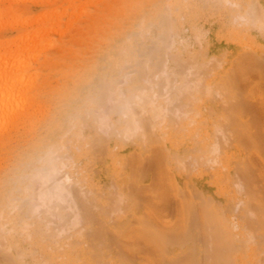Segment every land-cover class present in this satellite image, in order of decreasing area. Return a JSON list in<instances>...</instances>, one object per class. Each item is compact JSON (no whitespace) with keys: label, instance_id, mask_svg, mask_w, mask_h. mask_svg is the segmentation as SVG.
Wrapping results in <instances>:
<instances>
[{"label":"bare ground","instance_id":"obj_1","mask_svg":"<svg viewBox=\"0 0 264 264\" xmlns=\"http://www.w3.org/2000/svg\"><path fill=\"white\" fill-rule=\"evenodd\" d=\"M58 2L63 5L0 0V264H46L47 258L51 264H132L137 256L126 251L124 258L121 246L136 237L119 222L127 209L115 211L107 223L112 229L102 226L100 172L85 166L71 173L77 159L68 146L78 136L85 163H106L107 147L116 150L107 160L135 163L134 149L153 147L152 129L164 121L184 123L187 131L171 163L184 173L200 164L219 171H198L197 180L212 179L214 193L199 190L179 206L176 230L149 229L159 257L166 264L258 262L264 174L254 167L264 161L258 144H264V0H64L61 12L33 23L21 19ZM204 14L219 15L231 40L245 41L257 54L225 51L217 58L198 49ZM185 22L190 50H184ZM246 62L258 68L261 82L247 85L242 104L231 91L230 73ZM234 117L247 126V158L232 149ZM151 163H159L157 157ZM241 194L235 202L233 195ZM120 198L125 207L136 201ZM158 211L146 214L156 221ZM250 240L257 245L247 255Z\"/></svg>","mask_w":264,"mask_h":264},{"label":"rangeland","instance_id":"obj_2","mask_svg":"<svg viewBox=\"0 0 264 264\" xmlns=\"http://www.w3.org/2000/svg\"><path fill=\"white\" fill-rule=\"evenodd\" d=\"M63 5L58 2V4H53L44 10H39L38 13L34 15L21 16V19H30L32 23L37 21V18L51 15L55 11L61 12L66 7L64 0H62ZM29 6V3L25 4ZM219 16V15H218ZM218 16H209L204 14L198 19V24L201 29L205 32L200 34V43L198 49L206 50L210 49L215 54V57H219L220 53L230 52L234 54H239V52L244 54H257V51L245 47V41L233 42L230 38L229 33L226 29L219 26ZM4 18L3 21H5ZM41 24L32 25V31H35L37 28H40ZM183 36L185 38V48L184 50L193 49L191 44V28L187 22L184 23ZM244 45V46H243ZM211 46V48H209ZM239 46V47H236ZM240 53V54H241ZM264 54V53H263ZM228 55V56H230ZM226 60V59H224ZM214 62V61H213ZM215 63V62H214ZM232 63L228 62L226 64V70L230 71ZM217 73L223 71L222 69H216ZM258 68L253 65V63H245L243 66L235 67L232 81V92L234 93V98L236 96H241L245 99L242 104L247 103V85L251 82L249 89H253L255 85H258L261 81L257 77ZM264 75V70L259 71ZM264 82V81H263ZM264 99V91H261ZM232 96V95H231ZM208 101V97L206 98ZM228 103H234L233 100H229ZM227 103H225V106ZM107 108V107H106ZM106 109L103 111L106 114ZM235 127L234 132L237 133V142L233 144L232 149L239 148L240 153L244 152L245 158H247V126L245 123L239 122L235 117ZM245 118V122H246ZM212 123L208 122V125ZM264 123V121H263ZM242 125L246 127L239 131V127L236 125ZM244 124V125H243ZM184 125L176 122L174 126H168L167 122H161L159 125L154 126L152 129V136L157 137V143L153 147H140L134 149V155L136 156V162L130 163L128 160L121 163L113 162L111 159L107 160L110 153L115 152L111 151L109 147L102 150L103 160L106 163H85L86 162V153L84 150H76V144L78 141V136H73L70 139V144L68 146V153H72V156H75L77 167L70 169V172L74 173L77 171L75 168L82 170L85 166L91 167L92 170L99 171V176L101 177V188L100 194L105 199V216L101 217L102 226H106L109 230L112 229L109 224L110 221H113L116 218L115 211L119 209H127V216L119 220L120 224L123 225V229H131L136 233L134 240L129 243H122V249L125 250L122 253V256L126 254L125 252H133L137 257H135L134 262L130 261L132 264H166L167 258L159 257L158 248L155 245L150 230L161 232V228L165 227L167 232H172L177 225L176 220V211L179 213L178 207H182L184 202L190 200L193 196L197 195V191L201 190V193L208 195L212 194L214 191V186L212 184V179L204 175L203 180H197L198 171L201 173L212 175L213 172L219 171L218 169H212L210 166L205 164H200L202 166L200 169L192 168L188 171L190 173H184L186 169L181 171L180 168H177L174 163H171L168 159L172 151L178 152L180 145V137H183L187 134L186 130H182L181 126ZM200 132H202L200 130ZM263 152L260 153V156H264V144L262 142L258 143ZM127 151V150H126ZM102 154V153H101ZM132 154V153H131ZM157 157L159 163H151L152 160ZM102 159V157H101ZM122 160V159H121ZM190 162V158L187 160ZM189 165L190 163H186ZM226 168L230 167V164H225ZM241 168V169H240ZM238 170L234 171V174H237L238 171L242 170V166ZM256 170H259L264 174V161L262 163H255ZM228 170V169H227ZM202 181V182H200ZM259 186V185H258ZM218 187L221 191L227 188V185H221L218 183ZM132 195L136 198V201H132L133 206L125 207V202H120L122 196L127 197ZM234 201L243 199V194L238 197L234 196ZM214 199V197H213ZM119 200V202H118ZM215 201V200H214ZM113 206L111 208V205ZM110 205V207H108ZM179 207V208H180ZM160 209L158 211L159 216L158 220L152 221L153 215L148 216L146 210L152 213L153 209ZM94 213H100L99 209L92 207ZM112 209V210H111ZM100 222V221H99ZM106 223V224H105ZM150 229V230H149ZM85 231V230H83ZM234 231L233 233H236ZM255 239V237L252 235ZM256 243L253 240H250L248 245L247 255L251 253V250L256 247ZM116 248V247H113ZM250 252V253H249ZM124 254V255H123ZM33 259L36 256H32ZM125 258V257H124ZM263 259V261L261 260ZM259 261L253 264H264V253L259 257ZM107 261V260H106ZM46 264H51L50 259H44ZM107 264V263H106Z\"/></svg>","mask_w":264,"mask_h":264}]
</instances>
